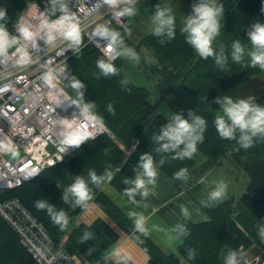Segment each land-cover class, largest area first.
Here are the masks:
<instances>
[{
	"label": "trees",
	"instance_id": "trees-1",
	"mask_svg": "<svg viewBox=\"0 0 264 264\" xmlns=\"http://www.w3.org/2000/svg\"><path fill=\"white\" fill-rule=\"evenodd\" d=\"M29 1L40 0H0V11L5 12L0 24L12 29ZM157 3L165 6L169 4V0H139L136 8L139 12L147 13L149 10L154 14ZM217 3L223 5L224 14L220 20L225 17V21L221 25L219 36L213 42V48L217 53L223 49L226 57L223 66L217 65L212 57L201 58L186 43L185 35L181 32L184 21L174 12L176 28L173 39L156 37L152 32L139 41L122 39V48H131L137 53L139 61H131L136 62L139 70L146 73V78H154L155 91L162 99L175 93V98L170 102L174 113L182 112L187 118L188 111L193 110L206 120L204 139L197 145L195 154L197 157L232 156L243 165L250 177L246 191L236 201L233 198L222 199L211 206H203L202 201L207 200L208 195L200 193V185L186 183V179L177 180L174 177V173L182 168H186L189 173L196 158L172 159L173 153L156 152L158 145L153 137L159 134L160 128L168 120L158 112L149 92L133 84L124 74L120 61L113 62L117 75L105 77L97 68L96 62L108 59L89 44L80 55L70 60L72 75L68 80V92L77 103L91 106L90 109L106 125L111 135L105 134L97 139L87 140L60 164L44 170L20 187L0 190V201L19 199L52 239L77 263L115 264L107 255L120 239L113 226L124 231L147 253L149 264H225V256L229 251H237L240 258L241 247H248L253 242L264 249V240L259 235V227L264 226V137L254 138L253 146L245 150L239 148L235 140L220 138L214 125L217 115L214 109L215 99L246 78L264 72L259 67L247 66V56L243 63H236L231 58L234 41L239 40L247 49L251 48L247 32L253 22L264 23V0H217ZM142 48L155 63H151L152 60L145 56ZM120 50L122 51L121 47ZM73 78L83 83L84 88L73 89ZM257 103L264 106V85ZM109 105L113 112L108 111ZM144 153L152 154L158 169L179 183L209 218L206 222L187 221L182 224L188 234L179 236L182 242L177 247V254H165L148 236L135 231L133 221L101 190L102 185L109 181L96 187L88 177L89 170H95L97 175H103L106 170L111 171L113 179L109 182L110 185L121 196L127 197L124 191L130 185L124 181L134 179L139 157ZM246 154L250 158L244 160ZM161 158L165 161L163 165L159 163ZM77 176H82L89 183L94 205L104 217L97 216L91 222L79 220L75 224L90 208L74 207L71 198L67 204L62 199L64 189ZM38 200L46 201L57 210L66 212L69 217L66 230L60 231L46 210L38 211L34 207ZM85 232L92 234L86 241L82 239ZM190 250L195 252L193 259L188 257ZM0 264H36L21 245L18 235L1 216ZM121 264L134 263L128 258L121 260Z\"/></svg>",
	"mask_w": 264,
	"mask_h": 264
},
{
	"label": "clouds",
	"instance_id": "clouds-1",
	"mask_svg": "<svg viewBox=\"0 0 264 264\" xmlns=\"http://www.w3.org/2000/svg\"><path fill=\"white\" fill-rule=\"evenodd\" d=\"M58 0H53V4ZM137 0H102L103 4L112 8L113 16L116 19L124 17H133L137 14ZM121 5H124L121 7ZM155 12L152 15L151 23L153 25V34L156 37H166L171 40L175 36L176 18L172 13L171 8L161 6L157 3ZM264 11V8H262ZM61 15L54 21H44L43 28L46 32L45 42L54 46L57 39L67 42V47L71 49H79L83 42L81 34V26L78 17L75 13L70 12L66 5L61 3ZM223 5L218 4L217 0H197L192 5L191 13L185 16L184 24L181 32L185 35V41L195 52L203 59L212 57L217 65L223 66L226 63V57L223 49L217 53L213 48V42L219 36L221 30L220 18L223 15ZM5 12L0 11V20L4 19ZM94 35L108 41L106 46L107 52L111 53L114 50H120L123 40L119 32L110 30L104 25H98L94 30ZM36 34L28 26L19 27V37H10L8 31L3 25H0V59L8 58L9 50L20 44L21 40L26 42L35 41ZM247 40L250 41L251 48L247 49L239 40L232 43L231 58L236 63H243L245 56L249 58L247 66L252 68L259 67L264 70V23L256 22L251 25L247 32ZM163 42V41H161ZM16 54L20 59L18 63L26 64L31 61L29 52L22 45L16 47ZM120 55L127 56L130 59L139 61V56L131 48H124L120 51ZM97 68L105 76L117 75V69L110 60L99 59L96 62ZM51 75L45 76L47 83ZM126 83V82H125ZM71 87L76 90L84 88V84L73 78ZM82 96V93H80ZM214 103L219 105L218 113L214 119V125L220 138L225 140H235L239 148L249 149L253 146L254 138L264 137V106L256 102V98L250 96L248 98L233 99L230 96H218ZM91 106L85 105V110H90ZM108 111L113 112L111 105L108 106ZM87 125H82L79 131H70L64 136L62 143L68 147L78 148L87 140L93 138L91 132L84 131ZM207 123L204 118L196 115L193 110L188 111L187 118L184 114L175 113L168 118V122L164 124L158 135L153 137V140L158 145L157 153H173L172 159L183 160L191 159L197 152V145L203 142L204 133ZM164 159L159 161L160 165L164 164ZM39 169H34L31 175L38 174ZM188 170L180 169L174 173L177 180L187 179ZM88 177L91 184L99 187L105 181H111L113 175L111 171L106 170L103 175H97L95 170H89ZM158 177V167L154 157L150 153H144L139 157V164L136 168L134 179L125 180L124 183L130 185L124 191L127 198L136 204L135 197L139 195L141 198H147L150 194V189L156 185ZM228 185L224 181H220L214 190L208 194V198L202 201L203 206H211L212 203L221 201L227 194ZM72 200L74 207L87 209L89 202L92 201V189L89 183L82 177L77 176L73 183L64 189L62 199L64 203H69ZM34 207L38 211H47L51 221L57 225L60 231L67 229L69 217L64 210H57L54 206L46 201L38 200ZM181 213L187 217L188 209L181 207ZM129 217L133 220L135 231L147 234L145 227L147 218L142 213L135 211L129 213ZM179 236H186L187 229L184 225H177L173 229ZM259 235L264 240V226L259 227ZM92 236L91 233L85 232L83 240H88ZM112 256L120 260L128 259L121 254V251L116 248L112 251ZM189 259L195 257L194 250L188 253ZM225 264H239L238 253L235 250L229 251L225 256Z\"/></svg>",
	"mask_w": 264,
	"mask_h": 264
},
{
	"label": "built area",
	"instance_id": "built-area-1",
	"mask_svg": "<svg viewBox=\"0 0 264 264\" xmlns=\"http://www.w3.org/2000/svg\"><path fill=\"white\" fill-rule=\"evenodd\" d=\"M139 0H137L138 2ZM61 3L75 13L81 26L83 42L79 49L67 47L57 39L48 45L44 21H54L60 15ZM124 5H121L123 7ZM113 9L102 0H40L28 2L12 29L5 28L10 37H19V27L28 26L35 34L33 42H20L29 52L31 61L18 63L16 47L9 50L6 60L0 59V190H12L60 164L75 148L62 143L70 131L93 134L92 140L111 135L106 125L84 104L77 103L68 92L72 75L70 60L91 44L110 62L122 59L121 50L107 52L108 41L94 35L98 25L128 32L122 19L113 16ZM51 75L46 83L45 76ZM34 169L38 174L31 175ZM0 216L18 235L21 245L36 264H78L52 239L38 220L19 199L0 201ZM249 262L246 255L239 258L247 264H264V251L256 249ZM262 259V263H261Z\"/></svg>",
	"mask_w": 264,
	"mask_h": 264
},
{
	"label": "rangeland",
	"instance_id": "rangeland-1",
	"mask_svg": "<svg viewBox=\"0 0 264 264\" xmlns=\"http://www.w3.org/2000/svg\"><path fill=\"white\" fill-rule=\"evenodd\" d=\"M29 2H33V1H29ZM196 2L197 0H169V4L166 6L171 8L172 12L179 15V17L182 18L184 21L185 16L191 13L192 5ZM152 15L153 14H151L148 10L147 13L145 14L135 15L127 20L124 17L122 18V20L126 23L125 26L127 27L128 32H125L122 29H117L116 27H114L112 30L119 32L120 36L123 37L122 39H131L133 41L134 40L139 41L140 39L144 38L145 36L153 32L152 31L153 25L151 23ZM224 21H225V17L220 20L221 25ZM256 22L258 21H255L252 24ZM122 47L123 46L121 45V49L123 50ZM141 51L145 54L147 58L152 60L151 63H155L144 48H142ZM120 64L123 65L124 72L128 75V77L134 79L136 83H137L136 81L137 78L144 80V78L146 77L144 75L146 73L144 71H140L139 68L136 66L137 63L132 62L131 59L128 58L127 56L122 57V59L120 60ZM131 73H133V75H131ZM263 85H264V72L256 76L246 78L241 83L227 90L224 94L221 95V97L230 96L235 100L241 98L246 99L250 96H253L256 98V102H257L258 101L257 98H259L258 96L260 94V91L262 90ZM154 88L155 87H151V89ZM174 95L175 93H173V95L171 96L166 97L165 99L159 98L160 100L164 101L165 106L167 104L169 109L173 112L174 110L172 109L170 102L175 98ZM214 109L218 113L219 105L215 103ZM129 153H131V151H129ZM193 158L194 159L196 158L195 160H193L195 164L193 163L194 167L187 175L186 183L193 182L196 183L197 185H200V193L202 195H206V194L208 195L212 190L215 189L216 185L220 181H224L228 185L227 194L223 199L229 200L233 198L236 201L237 198L242 196L246 191L247 186L249 185L250 182V177L245 171L243 165L240 164L239 162H236L232 156L226 155L223 158L203 157V156L197 157V155L195 154ZM249 158L250 157L248 156V154H246L244 160ZM181 184H184V182ZM108 185L112 187L109 182H105L102 185L101 190L104 193L106 192V190H110V189H106V186ZM111 189H113V187ZM195 189L196 188H194V190ZM94 203H95L94 200L90 201L89 207L93 206ZM87 212L88 210L80 218H78V220H76L75 224H78L79 220H87L88 222H91L97 216L101 215L104 217V214L102 212H99L98 209L92 210L87 214V216H84L86 215ZM105 219L107 218L105 217ZM113 249L116 248L115 247L111 248L109 252L111 253ZM256 249H262L264 251V249L255 242H253L248 247L245 248L241 247L240 257L242 255H246L248 261L251 262L255 258L254 251ZM261 263H262V259H261ZM239 264H247V263L243 260Z\"/></svg>",
	"mask_w": 264,
	"mask_h": 264
},
{
	"label": "crops",
	"instance_id": "crops-1",
	"mask_svg": "<svg viewBox=\"0 0 264 264\" xmlns=\"http://www.w3.org/2000/svg\"><path fill=\"white\" fill-rule=\"evenodd\" d=\"M145 13L146 12L138 11L136 15ZM127 19H130V17H127ZM122 70L124 72L123 65ZM131 75H133V73H131ZM126 76L128 77L127 74ZM129 79L136 86L143 87L149 92L152 103L157 107L158 112L166 120H168L172 114H175L169 109L167 104L165 106L164 101L159 99L161 97L156 93L155 88L151 89V87H155L154 78L145 77L144 80L137 78V83L134 79ZM111 188L112 187L109 185L106 186V189L110 190H106L105 194L116 202L118 207L128 218H130V212L135 211L137 213H142L147 218L145 224L147 234L145 235L148 236L162 250V252L168 255L177 254V247L182 242L181 238L178 237L177 232L172 230L175 226L182 225L187 221L200 223L209 220L206 213H204L188 196L187 191L184 190L179 183L168 178L159 169L155 187L150 189V194L147 198H141L137 195L135 197L137 201L136 204H133L127 197L121 196L114 188ZM93 206L89 208L84 216H87L92 210H97V207ZM182 206L188 209L189 215L187 217L183 216L181 213ZM81 221L87 220H80V222ZM131 221L133 220L131 219ZM113 227L120 236L119 242L115 248H118L121 251L122 256H127L134 264H149L147 253L142 250L133 239L130 238V236L126 235L124 231L116 226ZM107 255L115 264H118V258L112 256V252L110 253L108 251ZM119 264H121V260L119 261Z\"/></svg>",
	"mask_w": 264,
	"mask_h": 264
}]
</instances>
